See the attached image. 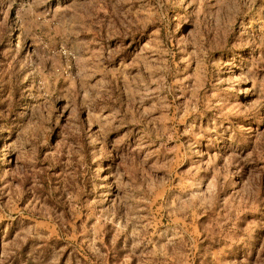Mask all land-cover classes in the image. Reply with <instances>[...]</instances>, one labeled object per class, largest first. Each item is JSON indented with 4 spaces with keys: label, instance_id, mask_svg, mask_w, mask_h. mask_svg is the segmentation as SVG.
Listing matches in <instances>:
<instances>
[{
    "label": "rangeland",
    "instance_id": "obj_1",
    "mask_svg": "<svg viewBox=\"0 0 264 264\" xmlns=\"http://www.w3.org/2000/svg\"><path fill=\"white\" fill-rule=\"evenodd\" d=\"M0 264H264V0H0Z\"/></svg>",
    "mask_w": 264,
    "mask_h": 264
}]
</instances>
